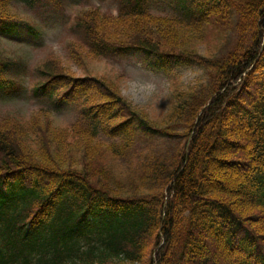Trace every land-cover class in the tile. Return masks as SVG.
<instances>
[{
    "label": "trees",
    "instance_id": "1",
    "mask_svg": "<svg viewBox=\"0 0 264 264\" xmlns=\"http://www.w3.org/2000/svg\"><path fill=\"white\" fill-rule=\"evenodd\" d=\"M118 2L115 14L89 5L71 17L79 74L53 50L35 66L34 96L74 105L73 122L51 129L44 107L0 116V264H264V0H173V14ZM13 3L0 0V35L36 40ZM131 52L156 69L197 62L208 78L180 90L172 76L158 123L91 65ZM5 55L0 98L16 84Z\"/></svg>",
    "mask_w": 264,
    "mask_h": 264
},
{
    "label": "rangeland",
    "instance_id": "2",
    "mask_svg": "<svg viewBox=\"0 0 264 264\" xmlns=\"http://www.w3.org/2000/svg\"><path fill=\"white\" fill-rule=\"evenodd\" d=\"M25 1L13 0V5L22 15L35 23L39 36L33 40L23 33L18 37L0 35V49L6 54L5 56L17 61L16 67L12 70L13 79L16 80L15 88L9 95L0 98V116L2 118L10 114L16 118L27 119L40 107L45 106L44 108L50 113L49 118L53 125L51 129L64 127L73 122L76 107L71 104L54 106L51 101L41 102L30 95L25 87L39 79L35 66L50 50L62 56L64 65L79 74L80 69L68 57L65 49L68 40L75 36L69 30L71 17L76 10L89 5L98 6L115 14L119 2L118 0H66L59 11H52L50 8L39 6L31 8ZM147 3L152 13L173 14L176 11L173 0H148ZM237 33L233 28L228 31L229 42L218 54L226 52L233 46L237 40ZM199 50L202 54L206 53L205 55L214 52V49L208 48L205 42L199 46ZM143 60L144 55L131 52L123 57H101L91 65L98 74H105L116 80L126 100L143 109L158 123H161L171 106L172 76L178 79L180 90L199 86L208 78L204 67L197 62L181 61L167 64L164 69L155 70L147 67ZM101 138L108 141L106 137ZM170 145L172 144L167 145L164 140H156L155 148L166 151Z\"/></svg>",
    "mask_w": 264,
    "mask_h": 264
}]
</instances>
